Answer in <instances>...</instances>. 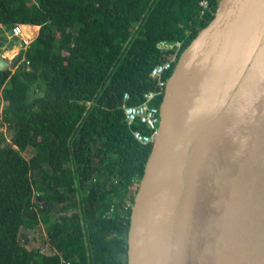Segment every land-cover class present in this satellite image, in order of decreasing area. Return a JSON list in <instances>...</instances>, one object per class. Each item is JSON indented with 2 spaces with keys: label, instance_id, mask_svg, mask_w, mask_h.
I'll return each instance as SVG.
<instances>
[{
  "label": "trees",
  "instance_id": "trees-1",
  "mask_svg": "<svg viewBox=\"0 0 264 264\" xmlns=\"http://www.w3.org/2000/svg\"><path fill=\"white\" fill-rule=\"evenodd\" d=\"M200 1L0 0V25L38 27L28 65L0 72L2 125L11 130L0 133V264H127L134 185L151 146L133 139L122 97L138 105L156 90L150 71L166 59L156 44L180 41L183 50L219 0H205L202 13ZM39 226L53 252L41 262L19 233Z\"/></svg>",
  "mask_w": 264,
  "mask_h": 264
},
{
  "label": "water",
  "instance_id": "water-1",
  "mask_svg": "<svg viewBox=\"0 0 264 264\" xmlns=\"http://www.w3.org/2000/svg\"><path fill=\"white\" fill-rule=\"evenodd\" d=\"M17 59H0V72ZM216 70L217 90L203 111ZM126 243L127 264H264V0H219L180 53Z\"/></svg>",
  "mask_w": 264,
  "mask_h": 264
},
{
  "label": "built area",
  "instance_id": "built-area-1",
  "mask_svg": "<svg viewBox=\"0 0 264 264\" xmlns=\"http://www.w3.org/2000/svg\"><path fill=\"white\" fill-rule=\"evenodd\" d=\"M199 5L201 6V13L207 7V2L205 0L200 1ZM23 28L22 25H15L11 29V37H17L19 44L27 50L30 44V36L23 37ZM156 49L165 56V60L156 64L151 72V78L155 79L157 85L156 90L153 92H148L144 95V100L139 105H126L125 101L128 99V95L125 94L122 99L121 110L123 112V120L131 131L133 139L142 146H153L155 142V137L158 131L159 115L158 107L150 105L151 101L161 95L165 80L162 79V76L171 69V65L176 61L178 54L182 49V43L177 42H168V41H159L156 44ZM2 56L0 49V57ZM24 58L22 59V62ZM25 64L28 65V62L25 60ZM133 126H141L144 129V132H141L139 129H132ZM59 264H71L67 260H61Z\"/></svg>",
  "mask_w": 264,
  "mask_h": 264
},
{
  "label": "crops",
  "instance_id": "crops-1",
  "mask_svg": "<svg viewBox=\"0 0 264 264\" xmlns=\"http://www.w3.org/2000/svg\"><path fill=\"white\" fill-rule=\"evenodd\" d=\"M0 29H2L5 33V39L3 38V41L1 43V49H2V56H1V59L7 61V63H11L16 57L17 55L19 54V57L18 59L14 62V68H8L7 70H15V68H17L18 66H21L22 65V59L24 58L25 60V54L28 50H24V48L21 46V44H17L13 41H11V38H9V35L7 34V31L8 29H6L4 26L0 25ZM37 30H38V27L37 26H32V25H23V33H22V36L23 37H29L31 36V39H30V43L32 41V39L36 36V33H37ZM1 36V35H0ZM10 42L12 43V45H10ZM26 65V64H25ZM27 66V65H26ZM39 242H35V243H32L30 245V248H31V253L32 255H36L38 258L41 259V256H39L37 253V250L39 248ZM33 247H36V249H32ZM43 250H46V247H43L42 248ZM41 251V250H39ZM38 251V252H39ZM44 253L48 254V252L44 251ZM35 257V256H34ZM36 258V257H35Z\"/></svg>",
  "mask_w": 264,
  "mask_h": 264
},
{
  "label": "clouds",
  "instance_id": "clouds-1",
  "mask_svg": "<svg viewBox=\"0 0 264 264\" xmlns=\"http://www.w3.org/2000/svg\"><path fill=\"white\" fill-rule=\"evenodd\" d=\"M200 3V2H199ZM19 25H22V24H19ZM13 28V27H12ZM11 28V29H12ZM22 28H23V25H22ZM11 29H10V31H11ZM8 32V31H7ZM8 34V33H7ZM10 36V35H9ZM32 36V35H31ZM31 36H30V39H31ZM3 38V37H2ZM12 38V37H11ZM17 38V37H16ZM35 38V37H34ZM33 38V39H34ZM32 39V40H33ZM15 43H17V44H19V42H18V38H17V41L15 42ZM29 47H30V44H29ZM2 47L0 46V49H1ZM29 49V48H28ZM184 49V48H183ZM182 52V49H181V51H180V53ZM1 53H2V49H1ZM180 53L178 54V56H177V59H178V57H179V55H180ZM19 54H20V52H19ZM19 54L17 55V57L16 58H18L19 57ZM0 59H1V57H0ZM177 59H176V61H177ZM26 60V59H25ZM25 60L23 61L24 63H25ZM176 61H175V63H176ZM7 70V69H6ZM5 70H3V72H4ZM9 71H13V70H9ZM172 71V70H171ZM151 72V71H150ZM169 77V76H168ZM168 77L166 78V81H167V79H168ZM166 81H165V84H166ZM156 85H157V83H156ZM164 87H165V85H164ZM163 91H164V88H163ZM163 91H162V93H161V95H159V96H161L162 97V95H163ZM125 95V94H124ZM123 95V96H124ZM158 97V96H157ZM122 99H123V97H122ZM125 104H126V101H125ZM141 104V103H140ZM160 104V103H159ZM85 105L86 106H90V102H85ZM121 105H122V103H121ZM127 105V104H126ZM139 105V104H138ZM3 106H4V99H3V97L0 95V133H6V137H8L7 136V132H8V130L6 129V126L5 125H2V109H3ZM120 109H121V106H120ZM158 115H159V106H158ZM123 118H124V116H123ZM125 123V122H124ZM158 125H159V123H158ZM134 130V129H133ZM158 132V131H157ZM130 133H131V131H130ZM140 145V144H139ZM154 146V145H153ZM152 146V147H153ZM151 147V148H152ZM140 181V180H139ZM93 182H95V180H93ZM138 184H139V182H138ZM137 187H138V185H136ZM37 197H40L41 198V196H39V195H36V197L34 198V200L38 203V204H41V206L43 207V208H48V204L46 203V202H44L43 200H42V202H44L46 205L44 206L43 204H42V202H39L38 200H37ZM42 199V198H41ZM132 206V205H131ZM54 212H56L55 210H53ZM75 211H73V213H74ZM114 212V206H111L110 207V209H109V212H108V215L110 216L112 213ZM68 215L70 216L71 215V213H68ZM23 228V227H22ZM38 228H40V231L41 232H39L38 231ZM28 230V229H27ZM30 231H32V230H30ZM36 231L37 232H35V231H32V232H34V233H36L37 234V238H32L31 239V241L30 242H28V247H29V251L31 252V248H30V245L32 244V243H35L36 241L37 242H40V241H43V239L45 238V233H44V230H43V227L42 226H39V227H37L36 228ZM42 233V234H41ZM22 235V234H21ZM33 239H34V241H33ZM27 240H28V238H27ZM43 247H46V250H43L42 248ZM39 250H41V251H39L38 253H41V258L43 259L44 257H48V256H51V255H53V252L51 251V250H49V248H48V246L47 245H44V243L42 242V246L39 248ZM44 251H46V252H48V254L46 253H44ZM35 257H36V259L39 261V262H41L40 260H42V259H40V258H38L36 255H35ZM61 260H64V259H60V261ZM59 261V262H60ZM71 263V262H70Z\"/></svg>",
  "mask_w": 264,
  "mask_h": 264
},
{
  "label": "bare ground",
  "instance_id": "bare-ground-1",
  "mask_svg": "<svg viewBox=\"0 0 264 264\" xmlns=\"http://www.w3.org/2000/svg\"><path fill=\"white\" fill-rule=\"evenodd\" d=\"M219 75H220V70H216L212 74V76L208 82V85L206 87V90H205L204 95H203L202 100H201V110H203V111H208L210 109L212 99H213V97L216 93V90H217Z\"/></svg>",
  "mask_w": 264,
  "mask_h": 264
},
{
  "label": "rangeland",
  "instance_id": "rangeland-1",
  "mask_svg": "<svg viewBox=\"0 0 264 264\" xmlns=\"http://www.w3.org/2000/svg\"><path fill=\"white\" fill-rule=\"evenodd\" d=\"M0 35L5 39V33L2 29H0ZM10 45H12L11 42H10ZM15 45L18 46V44H15ZM31 154H32L31 149H27L22 155L25 159H29L31 157ZM134 186H136V185H134ZM119 194H120V196H123L124 195L123 190H120ZM86 196H87V188L85 186L79 188V196L78 197H79V201H81V203L83 202V200H86ZM38 231L41 232L40 228H38ZM39 245H40L39 246V248H40L42 246V241L39 242ZM39 248L36 249V247H33L32 249H36L37 250L36 254H38L39 256H42L41 253H38ZM40 261H42V260H40Z\"/></svg>",
  "mask_w": 264,
  "mask_h": 264
}]
</instances>
